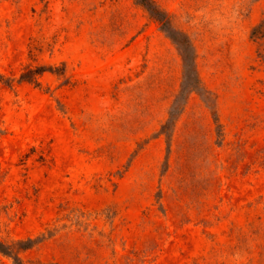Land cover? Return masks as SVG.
I'll use <instances>...</instances> for the list:
<instances>
[{
    "label": "rangeland",
    "instance_id": "obj_1",
    "mask_svg": "<svg viewBox=\"0 0 264 264\" xmlns=\"http://www.w3.org/2000/svg\"><path fill=\"white\" fill-rule=\"evenodd\" d=\"M152 1L167 26L0 0V241L33 239L23 264H264V0Z\"/></svg>",
    "mask_w": 264,
    "mask_h": 264
},
{
    "label": "trees",
    "instance_id": "obj_2",
    "mask_svg": "<svg viewBox=\"0 0 264 264\" xmlns=\"http://www.w3.org/2000/svg\"><path fill=\"white\" fill-rule=\"evenodd\" d=\"M138 4L144 6L149 13L154 17L158 22L162 24V26L168 25V19L166 13L161 11L152 0H135ZM257 30H254V32ZM47 69L45 66H37V67H26L25 70L21 73L20 80L21 81H29V82H38L37 77L40 76ZM192 70L189 71L190 76L192 75ZM2 76V75H0ZM33 243V239L28 240H18L12 243H3L0 241V251L4 254L11 256L14 259L15 264H23L20 256L17 254V248L26 249L29 248Z\"/></svg>",
    "mask_w": 264,
    "mask_h": 264
}]
</instances>
